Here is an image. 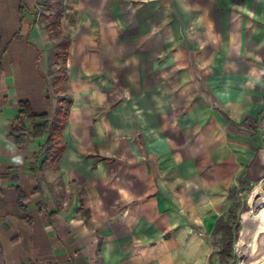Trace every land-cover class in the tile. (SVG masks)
<instances>
[{"label": "crops", "instance_id": "crops-1", "mask_svg": "<svg viewBox=\"0 0 264 264\" xmlns=\"http://www.w3.org/2000/svg\"><path fill=\"white\" fill-rule=\"evenodd\" d=\"M37 1L0 0V264H219L233 188L264 264V0H67L61 69ZM19 100L62 128L14 143Z\"/></svg>", "mask_w": 264, "mask_h": 264}, {"label": "trees", "instance_id": "trees-1", "mask_svg": "<svg viewBox=\"0 0 264 264\" xmlns=\"http://www.w3.org/2000/svg\"><path fill=\"white\" fill-rule=\"evenodd\" d=\"M69 101H67V104ZM19 110L15 118L16 125L12 128L9 138L16 144H21L25 138V122L29 121L32 124V130L30 135L32 137H41L44 133L48 135L53 132H58L64 123L67 107L61 108L58 112L61 117L50 119L47 114H36L33 112L29 102L27 100L18 101ZM51 139L48 137L43 144V149L47 152H51V155L57 159L63 150V146L56 147L54 143H50ZM233 188L229 191V199H233V193L236 191ZM243 191H241V194ZM21 209L24 211L23 205L24 195H19L18 198ZM239 203L234 201L228 210L222 214L215 223L212 234L219 237V249L215 252L218 257L219 264H233L234 261V247L235 242L239 236L240 230V216L238 213ZM247 210L245 204L242 205L241 211ZM248 211L243 212V220L246 217Z\"/></svg>", "mask_w": 264, "mask_h": 264}, {"label": "rangeland", "instance_id": "rangeland-1", "mask_svg": "<svg viewBox=\"0 0 264 264\" xmlns=\"http://www.w3.org/2000/svg\"><path fill=\"white\" fill-rule=\"evenodd\" d=\"M37 7L35 8V11L38 15L40 25L42 28H44L49 36V39L52 42L53 49L56 48L58 51V66L61 69L62 60H63V51L65 49L66 43H67V34L64 33L63 27L61 26V18L64 13L69 15L67 11L69 10V4L67 0H38ZM57 67L52 68V72L55 70L57 71ZM249 192L248 188H244ZM240 189H237L233 193V199L230 202V205L234 201H238L239 203V209L238 213L239 216L241 214V207L243 204H245V198L247 196V193L238 194ZM250 203V202H249ZM258 208V202L254 201V203H251L248 206V210L250 209H257ZM212 245L215 249L219 248V237L214 236L212 239ZM238 259H234L233 264L237 262Z\"/></svg>", "mask_w": 264, "mask_h": 264}]
</instances>
